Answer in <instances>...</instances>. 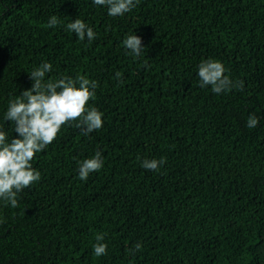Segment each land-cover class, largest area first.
Instances as JSON below:
<instances>
[{"label":"trees","instance_id":"obj_1","mask_svg":"<svg viewBox=\"0 0 264 264\" xmlns=\"http://www.w3.org/2000/svg\"><path fill=\"white\" fill-rule=\"evenodd\" d=\"M75 19L95 39L68 31ZM134 34L139 57L123 45ZM206 59L243 89L201 87ZM44 62L46 80L97 82L88 107L104 123L87 135L62 126L31 162L40 180L15 208L0 200V264H264V0H139L116 17L93 0H0L9 142V101ZM97 151L103 167L81 180V162ZM145 159L166 162L148 170ZM98 234L108 246L100 257Z\"/></svg>","mask_w":264,"mask_h":264},{"label":"clouds","instance_id":"obj_2","mask_svg":"<svg viewBox=\"0 0 264 264\" xmlns=\"http://www.w3.org/2000/svg\"><path fill=\"white\" fill-rule=\"evenodd\" d=\"M96 5H106L108 15L123 16L130 12L139 0H93ZM59 23L53 16L48 21L49 27ZM67 30L77 34L80 40L85 37L91 42L95 32L83 20L75 19L66 26ZM123 45L131 54L139 57L142 53V38L136 34L127 36ZM52 69L49 62L42 63L30 72L32 87L9 101L4 119L14 123L17 134L9 142L7 132L0 128V200L15 208L18 205L17 194L40 180L41 174L32 166V161L38 152L43 151L57 137L62 126L75 122L87 135L103 127V113L96 107H88L89 101L95 96L97 82L83 75L75 78L64 76L55 81L45 79ZM224 64L216 59H206L199 65L198 76L201 87L211 85L216 94L231 91L233 88L243 89V81L233 82L224 73ZM121 73H116L119 79ZM123 83V81H121ZM259 123L255 114L247 118V127L255 128ZM166 161L164 159L147 160L142 167L148 170H158ZM101 152L83 160L79 167V178L86 181L89 174L103 167ZM103 234L96 236L94 255L100 257L107 253V244L102 243ZM137 243L130 252L141 249Z\"/></svg>","mask_w":264,"mask_h":264}]
</instances>
